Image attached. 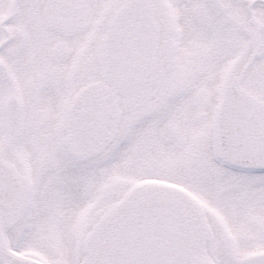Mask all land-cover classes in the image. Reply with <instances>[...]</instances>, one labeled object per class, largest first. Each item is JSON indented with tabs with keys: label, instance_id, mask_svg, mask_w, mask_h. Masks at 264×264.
I'll return each instance as SVG.
<instances>
[{
	"label": "snow or ice",
	"instance_id": "obj_1",
	"mask_svg": "<svg viewBox=\"0 0 264 264\" xmlns=\"http://www.w3.org/2000/svg\"><path fill=\"white\" fill-rule=\"evenodd\" d=\"M0 264H264V0H0Z\"/></svg>",
	"mask_w": 264,
	"mask_h": 264
}]
</instances>
